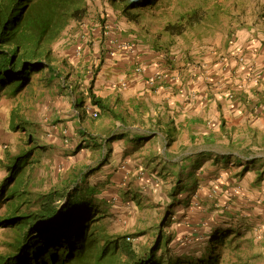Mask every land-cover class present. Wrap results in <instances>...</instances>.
Masks as SVG:
<instances>
[{
	"label": "crops",
	"instance_id": "crops-1",
	"mask_svg": "<svg viewBox=\"0 0 264 264\" xmlns=\"http://www.w3.org/2000/svg\"><path fill=\"white\" fill-rule=\"evenodd\" d=\"M260 9L256 20L223 27L195 50L158 49L154 35L124 17L102 27L93 14L70 23L53 44L67 76L52 79L63 108L53 119L60 121L58 137L44 151L54 158L55 185L76 179L99 216L121 221L124 237L155 233L166 243L158 251L172 261L204 260L222 232L260 241L264 2ZM90 83L108 98L114 116L94 118L97 108L86 110ZM63 125L71 144L57 133ZM142 202L155 211L143 215ZM249 226L252 235L245 234Z\"/></svg>",
	"mask_w": 264,
	"mask_h": 264
},
{
	"label": "trees",
	"instance_id": "trees-1",
	"mask_svg": "<svg viewBox=\"0 0 264 264\" xmlns=\"http://www.w3.org/2000/svg\"><path fill=\"white\" fill-rule=\"evenodd\" d=\"M173 1L177 5L173 12L176 17L165 15V23L152 41L154 46L161 37L176 38L194 30L205 19L217 17L219 21V16L227 13L222 4L214 2L217 12L212 8L207 15L209 0H101L105 8L98 11L97 19L102 27L107 19L114 22L124 17L131 24H140L145 34H151V25L142 18L147 13L154 18L156 8L171 7ZM88 7L86 0H0V97H19L39 74L41 78L43 73L50 76L45 77L46 82L55 76L66 80L58 67L53 44L70 23L88 20ZM92 83L87 89L86 110L97 108L94 118L100 114L114 116L110 101L97 96ZM76 105L85 104L80 101ZM30 119L12 110L9 129L27 131L28 126L36 125ZM34 134L27 133L24 148L7 154V174L0 183V203L6 205V213L0 216V229H9L12 236L5 243L7 251L0 253V264H224L223 249L229 251L230 243L237 241L230 232L213 239L211 254L204 260L172 261L157 254L166 245H161V238L139 251L126 237L107 234L99 224L101 216L77 190L76 179L33 192L32 171L40 164L45 150V144ZM230 251L237 258L236 264H242L238 246Z\"/></svg>",
	"mask_w": 264,
	"mask_h": 264
},
{
	"label": "rangeland",
	"instance_id": "rangeland-1",
	"mask_svg": "<svg viewBox=\"0 0 264 264\" xmlns=\"http://www.w3.org/2000/svg\"><path fill=\"white\" fill-rule=\"evenodd\" d=\"M89 1H91L93 6L94 4H96L95 12H93L94 7L90 5ZM100 1L101 0H86V4L89 5V15L93 14V16H95V19L97 18V8L100 4ZM214 2L222 4L227 9L226 14H222L219 16V21H217V17L215 19H205V21L201 25L197 26L194 30H188L181 36L171 39H168L166 36L161 37L157 40L158 44H155L157 48L166 50H177L179 48L182 50L186 48L194 50L196 48L199 49V47L203 46L205 40L212 36L217 30L236 22L245 23L247 21L250 22L252 20H256L261 11V3L264 2V0H209L207 6H210V9H206L207 15L212 12V8H215L214 11L217 12L216 6L213 5ZM191 4L193 3H190L189 5ZM176 7V1H173L171 7L165 5L164 7H160L158 9L156 8L155 12L153 13L154 18L152 19L150 18L151 16H149V14L145 12L147 14L144 15L142 20L145 24L149 22V24L151 25L150 31L152 35L155 36V34L160 31V28L165 23L166 16L170 19H174L176 17V13H173L176 11ZM102 8L104 11L103 5ZM172 8L174 9L172 10ZM121 18L123 17L116 18V20L114 21L115 25H119L125 22V20L123 19L122 21ZM105 23H107V21H105L103 24ZM108 24L109 23H107V25ZM43 74L44 77L42 78L40 77V74L36 75L34 77L33 85L22 91L19 97H0V183L7 174L5 168V165L7 163V154L9 152L17 153L19 150L24 148L23 143L24 141H26L28 132L35 133L37 136H39V140H41L40 143L46 145L47 143L51 144L48 139L58 137V134H56V131L54 130V127L58 128V126L55 120H53L55 114L61 113L63 108L60 104V99H58L60 97V93L59 91H56V89L58 88V83L57 81L46 82L45 77L47 73ZM12 110L25 118H31L30 120H33L32 122L36 125L28 126L27 131H11L8 126V118ZM43 127L49 128L51 137L46 136ZM63 129L66 130L67 135L66 137L63 135L61 139L64 140L65 138H67L68 144H71V139L73 138V136L70 135L69 126L63 125L62 127H60L57 133L62 134ZM45 138L47 139V142L45 141ZM44 151L42 153V162H40V164H38L32 171L33 180L30 185V189L33 192H38L39 190H48L51 185L55 184L54 182L56 180L57 172L53 170L54 163L52 162L54 158L51 157L50 152L46 151L44 153ZM50 157L52 159H50ZM42 164L43 166L41 167ZM46 165H49L50 168L47 169ZM152 207L153 205L151 203L142 202L141 206L139 207V212H141L143 215L149 216L150 213H153L155 211ZM5 213L6 205L4 203H0V216L4 215ZM99 224H101V227L110 236L116 237L128 235L126 232L127 230H123V223L121 221H108L106 217H101ZM250 230L251 227L249 226L247 233L245 234L252 235L253 233L250 232ZM11 236L12 233L9 229H0V253H4L7 251L5 243ZM130 237L134 239V241H130L132 242L133 247L137 248L139 251L141 248L151 245L154 240H156L155 233L140 232ZM243 237L244 236H242V238ZM236 240L237 241H233L232 243H230L229 249L231 250V248L238 246L242 258V264H264V235H261L260 241H256L253 244L241 238H238ZM185 241L188 242L187 239H185ZM187 242H183V244L185 243L187 245ZM230 250L228 251L226 248L223 249L224 259H226L224 264L237 263L236 256ZM157 254L158 256H163L164 254V258L166 256L164 253V249L158 251Z\"/></svg>",
	"mask_w": 264,
	"mask_h": 264
},
{
	"label": "built area",
	"instance_id": "built-area-1",
	"mask_svg": "<svg viewBox=\"0 0 264 264\" xmlns=\"http://www.w3.org/2000/svg\"><path fill=\"white\" fill-rule=\"evenodd\" d=\"M93 116H96V113H95V112L93 113ZM62 134L66 137L67 133H66V130H65V129L62 130ZM64 143H65V144H66V143L68 144L67 138L64 139ZM126 239H127L128 241H134V239L131 238L130 236H127Z\"/></svg>",
	"mask_w": 264,
	"mask_h": 264
},
{
	"label": "clouds",
	"instance_id": "clouds-1",
	"mask_svg": "<svg viewBox=\"0 0 264 264\" xmlns=\"http://www.w3.org/2000/svg\"><path fill=\"white\" fill-rule=\"evenodd\" d=\"M87 110H90V109L88 108ZM94 112H95V111H94ZM94 112H92V116H93V113H94ZM95 113H96V112H95Z\"/></svg>",
	"mask_w": 264,
	"mask_h": 264
}]
</instances>
